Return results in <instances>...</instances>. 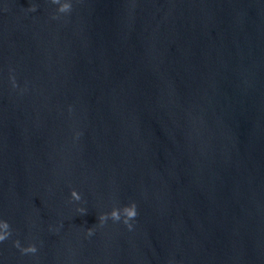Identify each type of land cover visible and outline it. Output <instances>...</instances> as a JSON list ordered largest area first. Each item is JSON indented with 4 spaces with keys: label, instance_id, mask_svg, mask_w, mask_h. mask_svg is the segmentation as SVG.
<instances>
[{
    "label": "water",
    "instance_id": "1",
    "mask_svg": "<svg viewBox=\"0 0 264 264\" xmlns=\"http://www.w3.org/2000/svg\"><path fill=\"white\" fill-rule=\"evenodd\" d=\"M84 210L81 264H264V0H105Z\"/></svg>",
    "mask_w": 264,
    "mask_h": 264
},
{
    "label": "clouds",
    "instance_id": "2",
    "mask_svg": "<svg viewBox=\"0 0 264 264\" xmlns=\"http://www.w3.org/2000/svg\"><path fill=\"white\" fill-rule=\"evenodd\" d=\"M52 3L57 4V11L60 13H66L71 10V4L68 0H52ZM30 11L35 10V5H31L29 8ZM13 85L15 86V81L13 80ZM70 196L73 200H80V194L75 190H70ZM78 211L84 213L85 210L83 208H78ZM137 215L135 202H130L127 205L122 207H112L109 212H102L99 214L98 220L101 224H103L107 219L111 218L113 221H119L123 217V223L129 228H132V224L130 220L134 219ZM87 232L89 235L92 234V228H88ZM10 235V225L6 220L0 219V241L5 240ZM14 245L17 248H20L23 253H34L36 252V247L33 244H28L26 247H21L20 242L14 241Z\"/></svg>",
    "mask_w": 264,
    "mask_h": 264
}]
</instances>
